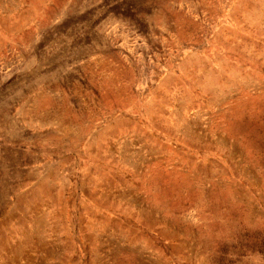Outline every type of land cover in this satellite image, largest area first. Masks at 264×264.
I'll return each instance as SVG.
<instances>
[{
    "label": "rangeland",
    "instance_id": "1",
    "mask_svg": "<svg viewBox=\"0 0 264 264\" xmlns=\"http://www.w3.org/2000/svg\"><path fill=\"white\" fill-rule=\"evenodd\" d=\"M0 264H264V0H0Z\"/></svg>",
    "mask_w": 264,
    "mask_h": 264
}]
</instances>
